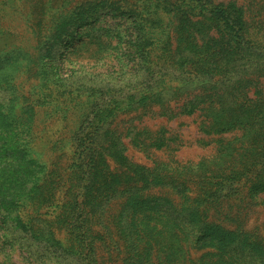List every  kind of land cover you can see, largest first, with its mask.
<instances>
[{
	"label": "rangeland",
	"instance_id": "rangeland-1",
	"mask_svg": "<svg viewBox=\"0 0 264 264\" xmlns=\"http://www.w3.org/2000/svg\"><path fill=\"white\" fill-rule=\"evenodd\" d=\"M232 139L258 164L208 176ZM261 140L264 0H0V264H264Z\"/></svg>",
	"mask_w": 264,
	"mask_h": 264
},
{
	"label": "trees",
	"instance_id": "trees-1",
	"mask_svg": "<svg viewBox=\"0 0 264 264\" xmlns=\"http://www.w3.org/2000/svg\"><path fill=\"white\" fill-rule=\"evenodd\" d=\"M226 9L232 11L233 13H227V15H225V17H224L225 22L223 24H226V26H228L229 29H231L230 31L235 33V38H237L236 34L240 31L241 28H239V27L242 25V22H243V20H242L243 13H242L241 9L236 10L233 6H230V5ZM102 11H103V9H102ZM107 14L112 15L114 17L118 16V15H121L123 17H129L133 20L132 21L133 28L137 29V27H136L137 24H136V21H135L133 14H126L124 12V9L123 8L121 9V7L111 6L110 9L107 11ZM134 45H135L136 49L139 47L138 43H136ZM138 54H139L138 51H136L135 55H138ZM138 84H141V83H138ZM135 86H133V88ZM210 116H211V121L208 123V127L212 131L218 132V134H221L222 132H229L233 128L238 129L242 123V122L236 121L235 127H234L231 122L225 124L224 121L222 120L223 118H220L219 115H216V113H211ZM250 127H251L250 125L247 126V128H250ZM234 141H235V139H232L230 141L228 140L227 142L223 143V146H222L223 150H222L221 156L217 157L216 160L215 159L212 160V165L214 166V170L209 171L210 175H208V176H212L211 174L214 173L215 174L214 176L217 177V176L221 175L226 170V168L222 169V170L217 169L218 168L217 167L218 166L217 161L220 158L222 159V161H221L222 164H224L226 162V159L229 161V163H228L229 165L227 166L229 168L227 170L232 172V174L234 175L235 178L245 177V174L247 173L246 169L250 165H257L258 164V162H256V160H251L253 155H248L249 160H247L245 148H243L242 146L232 145L231 143H233ZM261 141L264 142L263 140H261ZM207 166H210V165L207 164ZM258 174H260V175H259L258 182L256 183L257 185L255 187H252V188H255L252 191V196L258 197L261 195V199H259V201H260V200H262V196H264V172H259ZM247 192L251 193V191H249V189L247 190ZM150 200L151 199H147V201L144 202L142 205L136 207L137 210L141 211L140 215H142V220H146V221H150V222L153 221L156 224V226L158 227V229H156L155 232H150V231L154 230V227H150L147 223L145 224L146 225L145 227H142L144 225V222L142 220H141L142 222L140 221V223L137 221L138 225H140V227L135 229L140 234V236L137 238V243H139V246L141 247L140 253L142 254L143 258H145L146 260H149L145 257L146 254L147 253L149 255L152 254V247L154 244L157 243V240H154V238H157L159 236L160 237H162V236H164V237H167V236L176 237L177 234L179 235L181 233L178 230L179 226L175 223L176 216H172V219H166V220H164V222L158 221L157 219H155V221L153 220L152 215L154 213L153 211H154L155 207L152 203H150ZM97 208L99 209V207H97ZM157 209H158V207H156V210ZM118 232H119V229H118ZM161 241L162 240H159V242H161ZM223 248H222V243H221V245H219L217 247V250H223ZM124 264H127V263H124ZM214 264H218V263H214Z\"/></svg>",
	"mask_w": 264,
	"mask_h": 264
}]
</instances>
